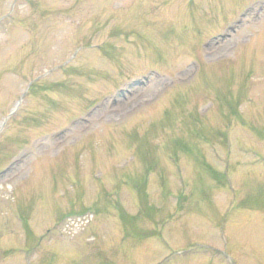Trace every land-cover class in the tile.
Wrapping results in <instances>:
<instances>
[{"label":"rangeland","instance_id":"374dc122","mask_svg":"<svg viewBox=\"0 0 264 264\" xmlns=\"http://www.w3.org/2000/svg\"><path fill=\"white\" fill-rule=\"evenodd\" d=\"M0 264H264V0H0Z\"/></svg>","mask_w":264,"mask_h":264},{"label":"bare ground","instance_id":"6f19581e","mask_svg":"<svg viewBox=\"0 0 264 264\" xmlns=\"http://www.w3.org/2000/svg\"><path fill=\"white\" fill-rule=\"evenodd\" d=\"M221 45H222V44H221ZM221 45H220V46H221ZM220 46H219V47H220ZM219 47H216L215 49H217V48H219Z\"/></svg>","mask_w":264,"mask_h":264},{"label":"trees","instance_id":"16d2710c","mask_svg":"<svg viewBox=\"0 0 264 264\" xmlns=\"http://www.w3.org/2000/svg\"><path fill=\"white\" fill-rule=\"evenodd\" d=\"M33 85H34V83H33Z\"/></svg>","mask_w":264,"mask_h":264}]
</instances>
